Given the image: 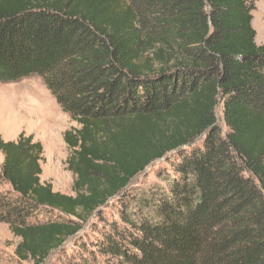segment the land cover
Wrapping results in <instances>:
<instances>
[{
	"label": "trees",
	"instance_id": "1",
	"mask_svg": "<svg viewBox=\"0 0 264 264\" xmlns=\"http://www.w3.org/2000/svg\"><path fill=\"white\" fill-rule=\"evenodd\" d=\"M252 9L0 0V82L40 79L77 125L62 135L70 194L41 181V142L0 135V223L19 261L76 250L81 264H264V44Z\"/></svg>",
	"mask_w": 264,
	"mask_h": 264
},
{
	"label": "rangeland",
	"instance_id": "2",
	"mask_svg": "<svg viewBox=\"0 0 264 264\" xmlns=\"http://www.w3.org/2000/svg\"><path fill=\"white\" fill-rule=\"evenodd\" d=\"M250 3L253 6L251 14L252 27L256 32L255 42L261 45L264 44V0H250ZM220 112L221 106L218 104L216 114L222 125ZM76 126L40 79L30 77L15 82H0L1 137L4 140H14L23 132L41 142L44 157L40 179L42 182L50 183L54 191L64 194L71 193L73 176L66 169L65 162L69 151L62 135L66 129ZM221 127L224 131L225 127L223 125ZM1 163L0 153V166ZM154 169L155 166L147 167L143 174L135 178L134 183L151 179ZM0 190H8V185L0 182ZM87 226L82 232L90 230ZM92 234L90 232V235ZM17 242L18 238L11 234L8 226L0 223V264H31L30 261H19L16 257L14 248ZM70 257L71 259L64 252L57 250L49 255L44 264H81L85 259L84 255L76 250L70 253ZM86 259L88 264H97L92 259Z\"/></svg>",
	"mask_w": 264,
	"mask_h": 264
}]
</instances>
